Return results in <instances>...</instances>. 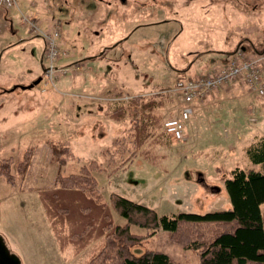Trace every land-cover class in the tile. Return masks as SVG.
<instances>
[{"label": "rangeland", "instance_id": "374dc122", "mask_svg": "<svg viewBox=\"0 0 264 264\" xmlns=\"http://www.w3.org/2000/svg\"><path fill=\"white\" fill-rule=\"evenodd\" d=\"M67 1L0 0V48L16 42L3 15H11L13 30L23 39H33L23 53L5 52L0 71V160L12 159L13 176L12 184L0 176V235L22 264H84L102 244L98 238L76 253L71 244L60 249L40 201L57 174L77 173L96 161L99 169L93 176L104 203L116 193L170 216L229 208L224 178L236 168L260 170L246 151L264 138V97L243 86L233 87L236 97L201 101L204 109L186 121L183 139L172 140L163 129L182 108L177 95L168 92L178 77L210 70L218 50L230 51L238 43L264 49V0L192 2L181 13L190 18L182 29L174 21L138 25L163 16H133V11L120 16L129 0L119 9L116 0L93 8H75ZM87 12L94 14L88 17ZM21 14L37 19L44 32L52 33L61 23L58 46L69 56L56 64L81 62L53 82L33 84L43 73L37 60L42 42L21 25ZM90 56L97 58L86 60ZM131 96L162 103L150 113L139 148L134 147ZM117 105L126 108L120 121L108 116ZM60 143L76 157L63 166L52 162L49 151L51 144ZM27 150L30 162L22 174L17 165ZM261 210L264 214V204ZM112 214L114 224L124 223ZM131 231L145 233L139 227ZM146 250L162 251L178 264H199L194 252L171 242L163 230L131 247L135 255Z\"/></svg>", "mask_w": 264, "mask_h": 264}, {"label": "trees", "instance_id": "16d2710c", "mask_svg": "<svg viewBox=\"0 0 264 264\" xmlns=\"http://www.w3.org/2000/svg\"><path fill=\"white\" fill-rule=\"evenodd\" d=\"M237 48L252 54L264 50L252 49L250 52L238 43L231 53H227L228 58ZM104 53L106 51L97 57L101 58ZM128 104L136 109L134 147L139 148L150 113L162 103L144 102L138 96H131ZM108 116L120 121L126 116V108L117 105ZM49 151L52 162L59 166L69 159H76L69 145L63 143L51 144ZM246 154L260 170L236 168L230 171L229 177L224 178L230 201V207L225 210L159 216L154 209L116 193L111 194L106 204L97 192V181L93 176L99 169L96 161L82 165L77 173L57 174L53 187L41 193L40 201L61 250L71 244L76 253L91 241L103 239L84 264H178L162 251L146 250L140 255L131 252L132 246L159 230L168 232L171 242L194 252L199 264H264V214L261 210L264 204V138L249 146ZM30 157L31 152L27 150L17 165L20 173L25 172ZM11 164V158L0 160V176L10 184L13 183ZM112 212L123 218L124 223L114 224ZM132 227H139L145 233L135 234Z\"/></svg>", "mask_w": 264, "mask_h": 264}, {"label": "built area", "instance_id": "2783aa9c", "mask_svg": "<svg viewBox=\"0 0 264 264\" xmlns=\"http://www.w3.org/2000/svg\"><path fill=\"white\" fill-rule=\"evenodd\" d=\"M20 22L44 41L46 66L42 81L47 84V81L53 82L58 74H66L68 68L58 67L56 64L61 57L66 56L58 46V25H55L54 31L50 33L40 30L36 20L30 16L21 15ZM236 84H243L247 91L256 97H264V51L251 54L243 48H237L227 62L216 65L198 76L176 80L168 92L177 95L182 108L175 119L164 123L165 135L172 140L183 139L185 123L194 112V104Z\"/></svg>", "mask_w": 264, "mask_h": 264}, {"label": "flooded vegetation", "instance_id": "af4514ba", "mask_svg": "<svg viewBox=\"0 0 264 264\" xmlns=\"http://www.w3.org/2000/svg\"><path fill=\"white\" fill-rule=\"evenodd\" d=\"M55 1V0H53ZM67 0H65V4L68 2H66ZM72 2V4L74 5L75 8H87V6L93 5V7H101V3L107 2L108 5L110 4V2H108V0H69V2ZM117 2H113L116 6H118V9L126 4V0H116ZM198 0H129L130 2V6L127 9H123L124 12H121L119 14H123L120 16H124L125 17V13L129 12L128 14H130L133 11V16H138V15H151V16H163V19L158 18L157 20H151L149 22H143V23H139V26H156L159 25L163 22L165 23H169L171 21L174 22H178V19L181 15V9L187 10L190 8V3L192 2H197ZM107 5V6H108ZM190 10V9H189ZM65 12H62V14ZM178 13V14H177ZM94 12L91 14L90 12H87L86 15L88 17L93 16ZM127 14V13H126ZM177 15L179 17H177ZM56 25H58V29L60 30L61 28V23H59L58 21L56 22ZM179 25L181 26V24L179 23ZM137 26V25H136ZM135 26V27H136ZM55 27V26H54ZM134 27V28H135ZM33 34V33H32ZM35 35V34H33ZM37 36V35H35ZM37 38H39L42 42H43V52H42V59H43V66L45 65V58H44V51H45V44L44 41L37 36ZM127 39V38H126ZM123 39V40H126ZM60 41V38H59ZM115 44L113 46H107L105 47L102 52L107 51L109 48H114L116 47ZM68 51V50H67ZM101 52V53H102ZM99 53V54H101ZM66 56H69V52L65 53ZM99 54L97 56H99ZM94 56H90V57H86L87 58H91ZM62 58V57H61ZM100 58V57H99ZM84 59V58H83ZM81 60H73L71 63H68L69 65L75 64L76 63H80ZM42 72L44 73V69L42 68Z\"/></svg>", "mask_w": 264, "mask_h": 264}, {"label": "crops", "instance_id": "0c3cea01", "mask_svg": "<svg viewBox=\"0 0 264 264\" xmlns=\"http://www.w3.org/2000/svg\"><path fill=\"white\" fill-rule=\"evenodd\" d=\"M4 5V4H3ZM11 6V5H10ZM6 7V6H5ZM5 9V8H4ZM183 12V9H181V13ZM2 20L4 21V24L6 23V27L5 28H7V31H11L12 32V35H14V37H16V42H15V44L14 45H12V47L11 46H7L6 48H0V71H1V61H2V59H3V55L5 54V52H9V51H11V49H13V50H15V49H17V51H18V49H19V52H21V53H23V51H20V50H23V47L24 46H26L27 44L26 43H30V42H32V40L33 39H31V40H29V41H27L26 39H23L18 33H16V31L15 30H13L14 28H13V21H12V18H11V15L10 16H5V15H3V17H2ZM188 20H190V18L189 17H186V15H180V17H179V19H178V21H179V23L182 25L181 26V29L183 28V24H185L184 22H186V24L188 23ZM37 38V37H36ZM42 42V41H41ZM30 44H28V46H29ZM238 45V44H237ZM236 47V46H235ZM234 47V48H235ZM234 48L232 49V50H230V51H223V50H218L217 52H219L218 53V56H217V58H216V60H212L211 62H213V66H212V68L213 67H215L216 65H219V64H223V63H225V62H227V60H228V56L229 55H227V53H231L233 50H234ZM257 50V49H256ZM250 52H252L251 50H249ZM254 51V50H253ZM42 52H43V42H42V44H41V47H39V53H38V55H37V60H38V62H39V67L42 69L43 68V59H42ZM202 54H204L205 52H201ZM206 54H204V56H205ZM73 61V60H72ZM72 61H70V62H72ZM67 62H69V61H67ZM69 62V63H70ZM210 62V63H211ZM66 64V63H65ZM189 68H190V66L187 68L188 70H189ZM206 69H208V68H206ZM199 74H202L201 72L200 73H198V74H193L192 76H190V75H187V77H195V76H197V75H199ZM39 79V78H38ZM34 83V82H33ZM1 85V84H0ZM237 86H241L242 87V85H233V86H231L230 88H226V89H223V90H220V91H218V92H216V93H213L211 96H209L208 98H206L203 102L205 103H208V102H210V101H212V103L213 102H215L217 99H224V98H226V97H231V98H233L234 96L236 97V95L238 94V91L237 90H235V88H233V87H237ZM0 89H3V87L2 86H0ZM4 92V90L2 91V92H0V93H3ZM201 102H197V103H195L194 104V111L197 113H199V112H201V110H203L204 108H203V106L200 104ZM205 107V106H204ZM206 107H207V105H206Z\"/></svg>", "mask_w": 264, "mask_h": 264}, {"label": "water", "instance_id": "95a60500", "mask_svg": "<svg viewBox=\"0 0 264 264\" xmlns=\"http://www.w3.org/2000/svg\"><path fill=\"white\" fill-rule=\"evenodd\" d=\"M0 264H22L19 257L10 252L2 235H0Z\"/></svg>", "mask_w": 264, "mask_h": 264}]
</instances>
